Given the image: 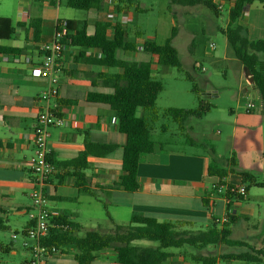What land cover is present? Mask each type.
<instances>
[{"label": "crops", "instance_id": "0c3cea01", "mask_svg": "<svg viewBox=\"0 0 264 264\" xmlns=\"http://www.w3.org/2000/svg\"><path fill=\"white\" fill-rule=\"evenodd\" d=\"M125 1L117 0L118 11L114 10L112 15L110 12L112 8H107L103 0L100 9L84 11L83 17L77 18L74 14L75 10L66 6V0H18L11 17H8L15 27L14 35L9 40H0V46L18 51L0 54V220L6 227L0 230L3 233H0V264H26L30 258L27 248L23 246V232L30 225L29 192L33 176L28 161L33 154L32 131L37 114L43 106L40 96L46 89L45 80L32 73L33 67L42 60L40 48L43 43L53 40L58 20H85L88 24V34L94 32L96 21L108 22L111 25L122 24L126 30V41L136 45L135 52L125 53L135 55L142 52L141 46L145 40L141 39L139 33H136V38L128 35L127 23L133 18L129 13L130 9H124L128 5ZM212 1L218 9V15H214L215 17H221L224 12L227 15L224 28L215 25L212 27L214 31H222L228 24V12L235 0ZM135 4H138V0ZM252 4L244 6L238 24L245 29L249 40H264V20L252 24L255 28L254 33H250V29L246 27L251 22L250 13L246 12V7L250 6V11ZM170 7L190 9L185 12L188 20H185L183 25L188 26L191 20L203 16H207L209 22L214 20L206 12L197 10L196 7L202 6L170 5ZM138 10L137 8L136 12ZM124 12L128 13L124 14ZM120 14H122L121 17ZM29 22L39 26L37 42L34 40V30L29 27ZM184 27L177 33V28L173 26L175 35L172 38V45L178 51L176 42L183 40L184 43H179L178 46H183L187 61L185 62L193 70V61L187 60V56L194 54V49H201V46L199 42L195 43L196 37L193 32H184ZM109 37H112V30H109ZM147 40L154 39L150 37ZM225 48H227V41ZM121 52L124 51H118L117 57ZM100 58L101 54L98 50L63 45L57 74L59 98L52 103H55L59 115L64 120V125L50 128L47 141L48 156L54 163L75 159L83 151L87 140L117 146L125 143V136L118 131V120L109 106L87 100L88 94L92 91H108L109 80H103L99 75L105 76L114 72L113 69L97 66L92 62ZM153 58L154 60L150 62H152L154 77L153 73L157 70L154 69V64H158L156 58ZM261 110L262 102L260 101L259 107L254 105L253 109L238 116L235 120L236 124L241 127L257 126L262 118ZM234 133L239 137L241 130L234 128ZM121 159V149L103 158L92 156L86 158L87 167L83 173L88 181L89 193L75 186V168L55 166V173L47 179L44 188L47 208L56 215L69 214V220L80 225L78 220H82V217L93 207V203H100L106 209V215L108 214L110 219L106 216L105 227L100 221L93 224L88 219L85 220L89 230H108L112 224L126 226L131 217L142 215L155 218L159 222L175 223L182 230L196 231L199 230L200 224H202L201 227H207L214 219L223 222L228 202L231 204L229 213L238 214L235 209L237 208L235 203L238 201L234 202L235 198L231 201L225 198L216 199L209 207H204L202 204L205 192H208L216 183V179L208 178L206 175L209 155L190 154L166 142L163 152L141 156L137 172L139 188L132 193L125 192L117 186L122 175ZM226 182L234 187H245L241 185L240 177L236 174H230ZM247 193L248 190L245 198ZM219 200L222 203L223 214L221 217H215ZM244 213L255 215L253 210ZM80 226L82 228V225ZM12 234L17 235L16 239H12ZM135 244L154 245L148 241H137ZM167 251L171 256L162 264H201L193 260L194 256H207V248L196 252L185 246L179 249L170 248ZM74 254L73 248H67L63 253L57 252L50 256L48 264H76ZM227 262L224 261L221 264H227ZM91 264L119 263L116 253L109 250L99 252Z\"/></svg>", "mask_w": 264, "mask_h": 264}, {"label": "trees", "instance_id": "16d2710c", "mask_svg": "<svg viewBox=\"0 0 264 264\" xmlns=\"http://www.w3.org/2000/svg\"><path fill=\"white\" fill-rule=\"evenodd\" d=\"M167 1L170 5L182 7L202 6L214 15H218L217 6L212 0ZM255 1L264 4V0H235L233 7L228 12V24L222 33L226 38L227 47L232 51L235 59L252 76L253 87L262 102L261 115L264 117V60L260 58V55H264V40H249L245 29L238 24L244 6L251 5ZM102 2L103 0H66V6L78 11H89L100 9ZM125 2L130 6L136 0H126ZM62 24L66 33L61 39V44L98 50L101 58L94 59L92 62L97 66L114 70L111 74L99 75L103 80H109L108 91H92L88 94L87 100L91 103L109 106L118 120V131L125 136V143L122 146H117L116 144L94 143L87 140L84 143L83 151L75 159L54 163L48 156V161L56 167L75 168V186L83 192L89 193L88 181L83 173L87 167L86 158L89 156L103 158L115 150L121 149L122 175L117 186L125 192H135L139 188L137 172L141 156L163 152L166 145V142L152 138L155 123L159 120V113L155 105L163 89L162 83L152 76V62H132L117 57L118 51H136V45L126 41V30L122 24L111 25L108 22L96 21L92 34H88V24L85 20H58L56 30ZM29 27L33 28L34 40L37 42L39 26L29 22ZM14 30L15 27L11 19L0 16V40H9L14 35ZM109 30H112V37H109ZM174 35L175 28L171 30L170 36L162 44H157L154 40H145L141 50L143 53L155 57L156 63L160 66L181 69L182 63L178 51L172 45ZM17 51V49L0 46V54ZM194 68L193 70H195ZM186 77L192 83L194 82L190 75ZM193 86L196 90L195 84ZM210 108L209 104L200 99L197 108L169 109L164 112V116L172 118L179 125V131L184 132L190 119L201 118ZM163 130L166 131L165 128ZM185 143L207 149L206 144L198 143L190 137L185 139ZM208 155L209 163L206 175L208 178L216 179V183L208 192H205L202 198L204 207L212 206L214 201L219 198L231 201L235 197L237 201H243L248 190L247 184L264 189V182L259 181L256 174L238 168L234 154L231 155L226 165L220 164L213 147L210 148ZM230 174L240 177L241 185L245 186L244 195L229 193L228 188L233 187L232 184L226 182ZM219 186H226L227 190L220 194L217 192ZM230 205V202L226 204V220L220 227H218V222L213 221L205 229L196 231L182 230L175 223L159 222L155 218L142 215L131 217L126 226L112 224L108 230L82 231L79 224L69 220V214L56 215L48 221L47 235L41 240V245L53 247L58 253L65 252L67 248H73L76 264H91L99 252L109 250L116 253L119 264H162L170 258L171 254L167 251L170 248L179 249L186 246L197 252L209 246L224 244L229 247H244L247 251L228 254L220 259L264 264V250L254 248L244 241L231 239V226L238 217L229 213ZM106 216L110 219L108 214ZM4 229L6 227L0 220V230ZM137 241H148L155 245L141 246L135 244ZM193 260L201 264L217 263L215 256L198 257L195 255Z\"/></svg>", "mask_w": 264, "mask_h": 264}, {"label": "rangeland", "instance_id": "374dc122", "mask_svg": "<svg viewBox=\"0 0 264 264\" xmlns=\"http://www.w3.org/2000/svg\"><path fill=\"white\" fill-rule=\"evenodd\" d=\"M113 1L114 4L109 5L108 0H105L107 8L111 7L113 9L110 10L111 15L114 10H117L116 6L118 5L117 0ZM16 2L18 0H0V15L11 17ZM120 6L124 7L123 4H120ZM127 6L124 9H130L129 13L133 18L127 23L130 37L136 38V33H139L142 40L152 37L157 44H162L170 35L173 26L177 28V33L182 31L183 26H185L184 32H193L196 37L195 43L199 42L201 46V49H194V54L187 56V60L192 59L194 67L195 64L199 65L194 68L195 70L187 66L183 46H178L184 43L183 40L176 42L182 62L181 69L154 64V69H157L153 73L154 78L162 83L163 89L155 105L159 113V120L155 123L152 138L167 142L175 148L182 149L190 154L208 155L210 148L213 147L216 157L222 165H226L231 155L234 154L239 169L253 172L260 181L264 182V117L254 127H241L235 121L238 116L246 113L248 104L253 103L259 107V95L253 85L247 82L244 68L235 59L232 51L228 47L225 48L226 38L222 31L212 29L214 25L224 28L227 19L226 13L224 12L221 17H215L209 10L196 7L197 10L212 16L214 20L209 22L207 16H203L191 20L187 26L183 25V22L188 20L185 12L190 9L170 7L167 0H138L137 5L134 2L132 5ZM136 7L139 9L137 12ZM249 8L250 6L246 7V12L250 13L251 22L246 27L250 29V33H254L255 28L252 24L264 20V5L259 1H255L250 11ZM74 14L75 17L82 18L85 12L75 10ZM122 14H120V17ZM209 45H212V47L209 48ZM119 58L132 62L154 60L152 56L142 52L135 55L134 53L121 52ZM260 58L264 60V55H260ZM201 68L204 71H201ZM187 75L193 78V83L187 79ZM193 84H195L196 90ZM200 99L209 104L211 108L201 118L190 119L184 132L179 131V125L172 118L164 116V112L169 109L197 108ZM164 128L166 131L163 130ZM234 128L241 130L239 137L234 133ZM187 137L206 144L207 149L188 145L185 143ZM247 186V197L243 201L235 203L237 204L235 209L238 214L234 216L238 219L231 226V239L244 241L254 248L264 250V189H259L250 184H247ZM236 200L235 198L234 202ZM217 203L218 208L215 217H221L223 214L221 211L222 203L220 200ZM250 210H253L255 215L244 213ZM87 219L93 224L100 221L105 227L104 225H107L106 209L98 202L93 203V207L82 217V220H78L82 225V231L89 230L88 223L85 222ZM225 220L224 215L223 222L213 221L218 222V227H220ZM200 225L198 229L206 228V226L201 227ZM103 227L102 229H104ZM152 244L155 245V243ZM244 251H247L244 247H229L218 244L217 246L207 247V256H215L217 262L221 263L224 260L220 257ZM227 264L252 263L228 261Z\"/></svg>", "mask_w": 264, "mask_h": 264}, {"label": "built area", "instance_id": "2783aa9c", "mask_svg": "<svg viewBox=\"0 0 264 264\" xmlns=\"http://www.w3.org/2000/svg\"><path fill=\"white\" fill-rule=\"evenodd\" d=\"M109 5H113V0H108ZM64 25H60L55 30L54 38L51 42L43 43L40 51L42 60L35 65L32 73L46 82V89L40 96L43 103L41 110L38 112L35 126L32 131L33 154L28 161L29 169L32 174L30 181L29 197L31 200V210L28 213L30 225L24 233L23 246L27 248L30 258L26 264H48V259L57 250L53 247H45L41 245V240L46 237L48 231V221L56 214L47 208L46 194L44 191L45 183L55 173V165L48 161L47 141L49 138V130L52 127H61L64 125L63 118L59 115L53 100L59 98L58 90V71L60 67L61 55L63 52V44L61 39L65 35ZM212 47V45H211ZM195 64V67H198ZM201 71H204L201 68ZM254 108L252 103L248 104L247 111ZM227 190L226 186L217 187V192L223 194ZM231 194H245L244 187L228 188ZM17 235L12 234V239H16ZM215 264H221L219 262Z\"/></svg>", "mask_w": 264, "mask_h": 264}, {"label": "water", "instance_id": "95a60500", "mask_svg": "<svg viewBox=\"0 0 264 264\" xmlns=\"http://www.w3.org/2000/svg\"><path fill=\"white\" fill-rule=\"evenodd\" d=\"M245 71V78L247 80V82L250 84V85H253V79H252V76L250 75L249 71L247 69H244Z\"/></svg>", "mask_w": 264, "mask_h": 264}]
</instances>
